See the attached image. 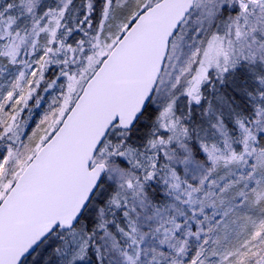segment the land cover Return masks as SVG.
<instances>
[{
    "label": "snow or ice",
    "instance_id": "snow-or-ice-1",
    "mask_svg": "<svg viewBox=\"0 0 264 264\" xmlns=\"http://www.w3.org/2000/svg\"><path fill=\"white\" fill-rule=\"evenodd\" d=\"M0 264H264V0H0Z\"/></svg>",
    "mask_w": 264,
    "mask_h": 264
}]
</instances>
